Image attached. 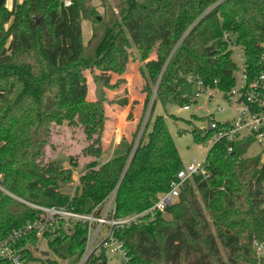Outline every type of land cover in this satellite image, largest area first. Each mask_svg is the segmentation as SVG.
Wrapping results in <instances>:
<instances>
[{
	"label": "trees",
	"instance_id": "16d2710c",
	"mask_svg": "<svg viewBox=\"0 0 264 264\" xmlns=\"http://www.w3.org/2000/svg\"><path fill=\"white\" fill-rule=\"evenodd\" d=\"M13 1L10 10L8 0H0V239L45 218L25 203L90 213L118 187V218L148 210L185 168L166 118L158 116L149 130L157 104L183 108L198 103L182 94L190 75L206 84L217 81L224 93L234 88L238 67L225 34L244 50L248 76L262 71L264 0H114L115 7L109 0H72L70 7L59 0ZM170 16L169 26H161L160 20ZM84 21L93 24L87 44ZM137 23L142 50L152 47L151 25L162 27L154 40L162 38L169 46L150 75L152 82L161 80L141 138L139 123L131 137L123 134L112 146L105 138L108 101L75 99L74 87L70 84V93L61 80L108 59L122 34ZM118 104L123 111L129 99ZM62 127L73 140L81 132L85 143L79 160L69 159L75 169L80 158L86 160L73 195L63 189L74 170L64 169L54 151L61 135L55 130ZM192 134L196 142L211 139L202 129ZM252 143L237 142L233 153L226 142L213 145L206 174L184 183L178 203L140 226L118 231L131 264H264V253L260 256L254 245L264 248V161L246 156ZM108 151L111 157L102 161ZM86 236L80 224L66 233L57 222L44 235L46 252L55 260L39 255L35 233L17 249L29 264H77ZM106 263L104 251L90 264ZM0 264L11 263L0 258Z\"/></svg>",
	"mask_w": 264,
	"mask_h": 264
},
{
	"label": "built area",
	"instance_id": "2783aa9c",
	"mask_svg": "<svg viewBox=\"0 0 264 264\" xmlns=\"http://www.w3.org/2000/svg\"><path fill=\"white\" fill-rule=\"evenodd\" d=\"M9 1L12 2V5L10 8V5H7V8L11 10L14 1ZM59 1L65 7L72 5V0ZM225 39L230 42L233 55L238 49L243 51L242 54H237L236 64L238 69L234 88L229 93H224L218 87L217 81L206 84L197 75L188 76L187 83L196 88L192 97L193 100L198 101L201 97H205L209 101H214L221 96L226 104L235 111V119L224 123L217 121L214 114L207 116L208 125L202 129L210 133L213 145L226 142L229 144L228 152L233 153L235 144L246 139H253V143L264 144V42L261 44L262 53L260 57L262 71L257 77L251 79L246 71L244 50L229 40L231 38L228 34H225ZM191 106L188 105L182 109L190 111ZM224 111L225 109L221 107L217 109L218 113ZM143 131L140 132L138 140L141 138ZM205 174L206 161L197 163L193 160L178 173L171 189L168 192L161 193L151 208L124 218L116 216L118 187L90 213H78L65 208H48L25 203L43 213L45 218L28 223L6 238L0 239V258L11 264H29L25 260L23 252L17 249L18 243L28 235L35 233L39 239L36 244L37 251L42 253L43 251L38 247L43 242L47 244L44 240L46 230L57 222H62V228L66 233H69L75 224H80L86 230L85 249L77 264H90L93 258L99 257L104 251L107 254L106 264H109L113 258H117L118 264H131V258L124 247V243L116 236L117 232L140 226L157 213H164L168 208L178 203L180 190L186 181L192 179L195 175ZM254 245L259 255H263V246L256 242Z\"/></svg>",
	"mask_w": 264,
	"mask_h": 264
},
{
	"label": "rangeland",
	"instance_id": "374dc122",
	"mask_svg": "<svg viewBox=\"0 0 264 264\" xmlns=\"http://www.w3.org/2000/svg\"><path fill=\"white\" fill-rule=\"evenodd\" d=\"M109 1L111 6L115 7V1L114 0H109ZM18 2L21 3L22 0H18ZM93 4L99 7V11L101 13L104 12L103 8L100 7L99 1H94ZM7 5H10L9 6L10 8L12 2L9 1ZM82 27H83V41L84 43L87 44L92 36L93 24L90 21H84ZM130 38L128 35H126V39L128 40L129 43H131V46L133 47L134 43ZM165 47L166 46L162 45L161 47H159L158 50L156 49L158 55L156 62L150 63L149 65H147V67L142 66L140 68V73L146 79L145 84L141 85L140 87H137L135 84V87L139 89L140 91L139 93L142 94V97L146 98L148 93L152 92L150 97V103L148 104V106L146 108H143L142 105L137 106L139 101L136 99L132 108V112H130L131 115L130 114L128 115L129 117H132L131 119L128 120L127 118L128 116H127L126 117L127 119L125 118L122 120L123 123H120L118 121L116 122L117 124L115 126L113 125L112 120L109 119V123H108L109 131H107L109 136L107 140L111 142L112 146H117L120 143L123 134L127 133L128 136L131 137L135 129L138 127L139 123H141L140 132L144 130L145 126L150 120L153 104L158 97L157 91L160 84L159 81L161 80L160 79L161 76L158 78V80H156V82H152L151 80H149V77L151 75V72H153V69L159 66L162 53L164 52V50L162 49H164ZM242 52L243 51L241 49H238L235 55H233V59L235 62H237V54H242ZM173 54L174 52H172L171 56H173ZM141 55L142 52L138 51L139 57L136 56L135 59L138 58L140 59ZM121 64L122 63L120 61L115 62L114 57H108V59L101 61L92 70H77L71 73L67 78H63L61 80V85L64 86L66 89L68 84L69 87L68 91L70 93H73L70 88V84H71L74 87V91L76 92L75 99H87L89 101H96L97 85L102 84L103 85L102 98L108 101V103H105L106 110H108L107 112L113 114V109H117L118 111L122 112L118 102L123 99H126V97L130 101L131 97H128V93H119L114 95L111 94L110 92H116L118 90L121 91V89H123L126 84V79L129 77L128 80H132L135 79V77L132 73L129 74L126 73L128 67H126V65L124 67H121ZM109 66L114 67L115 70L114 69L113 70L120 78L115 77L111 74L109 75L108 73L106 74L102 73V71H104L102 69H109L108 68ZM126 74H128V76H126ZM123 76H125V78H121ZM147 77H148V81H147ZM115 78L117 80H115ZM64 87H62V90L64 89ZM134 91L136 92L137 90ZM195 91H196L195 86L188 83L184 85L182 88V94L184 96L193 97ZM133 96L134 98H138L137 95L133 94ZM68 98L70 99L71 96L68 95ZM189 104L192 105L191 110L185 111L179 106L170 105L165 108L160 103H158L152 114V119L149 125V130H151L153 123L158 116H164L166 118L167 127L180 153L183 165L185 167H187L191 162H193V160H195L197 163H203L207 157L210 148L213 145L211 139H208V141L196 142L192 134L193 129L201 130L206 128L208 125V123L206 122V117L212 114H214L215 119L221 123L235 119V111L226 104V102L221 98V96H219V98L214 101H209L205 97H201L198 100V103L193 105V102L190 101ZM218 107L224 108L225 111L222 113H218L217 112ZM112 117L118 120L117 114L113 115ZM134 119H136L138 123L136 122L134 123L133 122ZM56 131H59L61 133V135H59V138H56L54 141V146H55L54 151L58 153L57 159L62 163L64 169L74 170L73 180L70 184L67 185L66 188L63 189V192L73 195L79 176L85 169L86 160H82V158H80L79 161L80 166L77 169H75L71 167L69 159L72 155L74 156L75 159L79 160L83 148L85 147V143L83 142L84 137L81 132H77L76 139L73 140L71 138V132L66 127H62L59 130H55V132ZM204 134L205 133L202 132L203 137L205 136ZM110 155L111 153L108 151L106 155L103 157L102 161L108 160L111 157ZM246 156L249 158L260 156L264 161V144H259L257 142L252 143L246 152ZM38 248L41 251H45V252L48 251L47 250L48 247L44 242L40 244ZM40 254L41 252L39 253V255ZM50 257L53 260L56 259L53 255H50ZM60 263L73 264L72 262L61 261V260ZM109 264H118L117 258H113V260L110 261Z\"/></svg>",
	"mask_w": 264,
	"mask_h": 264
},
{
	"label": "crops",
	"instance_id": "0c3cea01",
	"mask_svg": "<svg viewBox=\"0 0 264 264\" xmlns=\"http://www.w3.org/2000/svg\"><path fill=\"white\" fill-rule=\"evenodd\" d=\"M172 16L170 17H166V18H162L160 20V25L166 28L169 26V19H171ZM159 25V26H160ZM158 27L157 25H151V27L149 26V33L151 34V49H146V50H142L141 47V38H140V26L137 24H134L133 27H129L130 29H127L122 36L120 37L118 43L115 45V47L113 48V51L111 52L109 57H114V61L115 62H121V67H124L126 65V67H128V70L126 73H132L135 77V79L132 80H128V78L126 79V84L124 86L123 89L118 90L116 92H110L111 94H119V93H128V97L130 98L129 104L128 106L121 112L118 111L117 109H113V114L108 112V116L110 117L109 119L112 120L113 125L115 126L117 123L116 122H120L123 123V119H125L130 112H132V108L133 105L136 101V99L139 101L138 105H142V107L144 106V101H145V97H142V94H140L139 89L137 87H140L141 85L145 84V78L142 76V74L140 73V68L142 66H146L149 65L152 62H156L157 61V51L159 47H161L162 45L168 47L169 46V42L167 41H162V38H159V40H154V36H157L160 33V29L162 27ZM126 35L129 36L130 39H132L133 41V47L131 46V43L128 42V40L126 39ZM164 42V43H163ZM163 50V49H162ZM138 51L142 52L141 58L139 59H135V57H139L138 56ZM159 54V53H158ZM137 60V62H136ZM109 69H102L104 71H102L103 74L108 73L109 75H113L115 77L120 78L119 76H117V74L115 73V69L113 66H109ZM114 69V70H113ZM108 70V71H107ZM99 71V70H98ZM97 71V72H98ZM101 72V71H100ZM128 74H126V76H128ZM121 78H125V76L121 77ZM115 80H117L115 78ZM149 80H151V76L149 77ZM147 81H148V77H147ZM135 84L137 87H135ZM134 90H137L136 92ZM134 95H137L138 98H134ZM65 96H68V93H65ZM68 98V97H67ZM108 111V110H107ZM117 114V119L113 118V115ZM131 115V114H130ZM128 120L131 119L132 117H127ZM126 118V119H127ZM134 123H138V121L136 119H134L133 121ZM132 122V123H133ZM109 123V122H108ZM111 123V124H112ZM108 126H107V131L108 130ZM111 130V129H110ZM106 131V140L108 139V132ZM127 134V133H126ZM128 135V134H127ZM111 141V140H110Z\"/></svg>",
	"mask_w": 264,
	"mask_h": 264
},
{
	"label": "water",
	"instance_id": "95a60500",
	"mask_svg": "<svg viewBox=\"0 0 264 264\" xmlns=\"http://www.w3.org/2000/svg\"><path fill=\"white\" fill-rule=\"evenodd\" d=\"M102 90H103V85L102 84H98L97 85V91H96V100L99 101V102L102 100V95H103ZM42 255L45 256V257H48L50 254H49V252H42Z\"/></svg>",
	"mask_w": 264,
	"mask_h": 264
}]
</instances>
